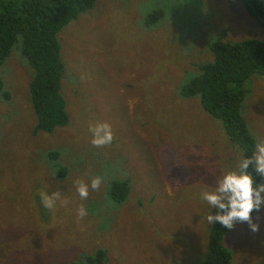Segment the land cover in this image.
Listing matches in <instances>:
<instances>
[{
  "label": "rangeland",
  "instance_id": "1",
  "mask_svg": "<svg viewBox=\"0 0 264 264\" xmlns=\"http://www.w3.org/2000/svg\"><path fill=\"white\" fill-rule=\"evenodd\" d=\"M156 9L165 16L146 26ZM58 35L71 121L53 134H31L27 60L14 50L0 68L10 93L0 98V264H83L74 256L97 247L107 249V264H198L211 227L199 194L243 153L180 88L194 63L212 59L214 40L263 38V27L237 0H96ZM245 88L247 123L264 141V77L252 75ZM101 122L113 140L97 146L90 129ZM41 145L60 148L67 177L54 175L60 163L37 157ZM125 177L130 193L118 203L108 183ZM47 192L57 193L52 208L41 202ZM252 218L257 232L237 222L223 237L232 264H264V206Z\"/></svg>",
  "mask_w": 264,
  "mask_h": 264
},
{
  "label": "trees",
  "instance_id": "2",
  "mask_svg": "<svg viewBox=\"0 0 264 264\" xmlns=\"http://www.w3.org/2000/svg\"><path fill=\"white\" fill-rule=\"evenodd\" d=\"M264 29V0H237ZM96 0H0V68L12 51H18L31 67L30 102L36 117L31 134L49 135L71 121L63 89L67 66L62 57L59 33L80 15L94 8ZM165 16L162 9L153 10L145 25L158 22ZM212 59L194 63L196 74L180 88L184 98L198 97L200 104L212 118L220 119L230 141L239 146L245 156L255 151L258 138L245 117L244 100L248 94L245 83L252 75L264 77V37H245L240 40H214L210 45ZM0 98L8 100L0 76ZM60 148L41 145L36 151L39 159L60 163L55 177L68 176L69 167L62 163ZM61 159V160H60ZM251 171V169H250ZM264 183V177H256ZM131 180L113 179L107 192L115 202L128 199ZM215 212V211H214ZM257 211H253L254 215ZM229 229L219 223L211 225L208 254L198 264H232V255L223 243ZM73 263L107 264L104 247L79 252ZM73 260V259H72ZM71 260V261H72Z\"/></svg>",
  "mask_w": 264,
  "mask_h": 264
},
{
  "label": "clouds",
  "instance_id": "3",
  "mask_svg": "<svg viewBox=\"0 0 264 264\" xmlns=\"http://www.w3.org/2000/svg\"><path fill=\"white\" fill-rule=\"evenodd\" d=\"M90 131L94 145L109 144L113 140L111 126L106 122L95 124ZM256 177H264V141H258L252 155L240 159L235 170L225 171L218 176L214 187L200 192L199 199L210 210L208 224L219 223L230 230L237 222H247L251 231L257 232L259 224L253 221L252 213L264 206V183H257ZM101 183L102 178L97 176L91 180L90 187L95 190ZM77 191L81 199H87L89 184L79 183ZM55 195L57 193H41V202L45 207L52 208L55 203L52 197ZM212 209H215L214 213ZM84 214L85 210L81 208L80 215Z\"/></svg>",
  "mask_w": 264,
  "mask_h": 264
}]
</instances>
